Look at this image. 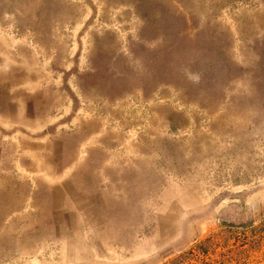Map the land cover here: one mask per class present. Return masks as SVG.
Returning <instances> with one entry per match:
<instances>
[{"label":"rangeland","instance_id":"rangeland-1","mask_svg":"<svg viewBox=\"0 0 264 264\" xmlns=\"http://www.w3.org/2000/svg\"><path fill=\"white\" fill-rule=\"evenodd\" d=\"M0 116V264H264V0H0Z\"/></svg>","mask_w":264,"mask_h":264},{"label":"crops","instance_id":"crops-1","mask_svg":"<svg viewBox=\"0 0 264 264\" xmlns=\"http://www.w3.org/2000/svg\"><path fill=\"white\" fill-rule=\"evenodd\" d=\"M2 118H1V116H0V120H1ZM10 119V118H9ZM3 120V119H2ZM5 121V120H4Z\"/></svg>","mask_w":264,"mask_h":264}]
</instances>
